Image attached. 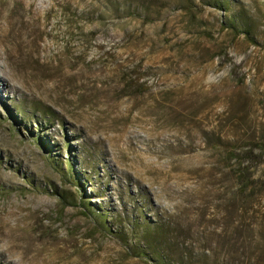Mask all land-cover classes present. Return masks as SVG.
Returning a JSON list of instances; mask_svg holds the SVG:
<instances>
[{
    "label": "rangeland",
    "instance_id": "obj_1",
    "mask_svg": "<svg viewBox=\"0 0 264 264\" xmlns=\"http://www.w3.org/2000/svg\"><path fill=\"white\" fill-rule=\"evenodd\" d=\"M0 11V264H264V0Z\"/></svg>",
    "mask_w": 264,
    "mask_h": 264
},
{
    "label": "trees",
    "instance_id": "obj_2",
    "mask_svg": "<svg viewBox=\"0 0 264 264\" xmlns=\"http://www.w3.org/2000/svg\"><path fill=\"white\" fill-rule=\"evenodd\" d=\"M233 29H234V27H233ZM26 133L30 138H32L34 140L35 143L40 144L44 148V150L50 154L51 150L48 148V145L46 143H43L37 136L31 134L29 131H27ZM70 165L71 164L69 163V167L66 169L65 174H66L67 178H69L70 180H73L75 182L76 186L79 187L80 190H82V185L80 184L78 178L75 176ZM81 201H82V203L86 202V200L83 198L81 199ZM85 210L87 213L91 214V216H93L96 220H99L101 222L102 226L106 225L105 220H103L104 215H103V213H100V209L93 211L92 208L85 207ZM144 239L148 240V235L145 236Z\"/></svg>",
    "mask_w": 264,
    "mask_h": 264
},
{
    "label": "bare ground",
    "instance_id": "obj_3",
    "mask_svg": "<svg viewBox=\"0 0 264 264\" xmlns=\"http://www.w3.org/2000/svg\"><path fill=\"white\" fill-rule=\"evenodd\" d=\"M29 10H31V9H29ZM3 29V23H2V13H1V11H0V31ZM3 31H5L4 29H3ZM1 57V56H0ZM1 59V58H0Z\"/></svg>",
    "mask_w": 264,
    "mask_h": 264
}]
</instances>
